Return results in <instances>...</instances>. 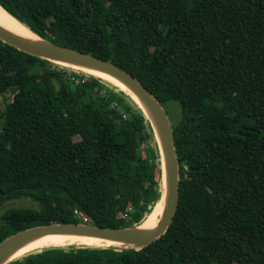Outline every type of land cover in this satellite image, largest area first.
<instances>
[{
  "label": "trees",
  "instance_id": "16d2710c",
  "mask_svg": "<svg viewBox=\"0 0 264 264\" xmlns=\"http://www.w3.org/2000/svg\"><path fill=\"white\" fill-rule=\"evenodd\" d=\"M38 36L108 60L164 107L179 197L147 247L51 246L7 264H264V0H0ZM0 40V241L38 225L141 223L161 195L149 120L104 80ZM152 139V146L143 148ZM84 217L87 219L84 220Z\"/></svg>",
  "mask_w": 264,
  "mask_h": 264
},
{
  "label": "water",
  "instance_id": "95a60500",
  "mask_svg": "<svg viewBox=\"0 0 264 264\" xmlns=\"http://www.w3.org/2000/svg\"><path fill=\"white\" fill-rule=\"evenodd\" d=\"M11 16L14 17L13 15ZM15 19L18 20L17 18ZM25 27L27 26L25 25ZM29 31L35 35L36 39L20 37L0 26V40L14 46L20 51L48 60L52 63L60 64L61 66H64L62 64H68L106 73L120 81L136 97L137 101L132 97L133 95L131 96L124 91L125 94L129 95L134 100L145 117L149 120L154 136L157 139L161 161V178L164 180V187L162 186L164 191V207L157 224L153 228H142L140 224L112 228L79 222L50 223L17 231L0 241V264H7L13 261L14 259L11 260L12 256L22 246L33 239L48 234L95 237L118 243L120 244L119 248L131 247L140 249L147 247L151 242L167 231L178 205L180 180L179 161L176 156L173 142L174 132L172 124L165 108L139 79L125 69L94 55L57 45L50 40L38 36L32 30L29 29Z\"/></svg>",
  "mask_w": 264,
  "mask_h": 264
},
{
  "label": "bare ground",
  "instance_id": "6f19581e",
  "mask_svg": "<svg viewBox=\"0 0 264 264\" xmlns=\"http://www.w3.org/2000/svg\"><path fill=\"white\" fill-rule=\"evenodd\" d=\"M0 26L20 37H23L26 39H36L35 35H33L31 31H29V29L25 27V25H23L21 22H19L14 17H12L1 6H0ZM62 65L67 66L74 70L82 71L89 75H93L109 83V85H111L112 87H115L119 91L123 93L125 91L129 95L131 96L133 95L129 91V89L126 86H124L120 81H118L117 79H115L114 77L106 73H103L98 70L74 66V65H68V64H62ZM132 97L137 101L134 95ZM155 141L157 143L156 137H155ZM157 146H158V143H157ZM162 181L163 183L161 182V195L159 199L157 200V202L151 205L148 213L141 221L140 226L142 228L155 227L160 215L162 214L163 207H164V191L162 189V186L164 187V180ZM72 244L84 245V246H97V247H117V248L120 247V244L118 243L105 241V240H102L100 238H95V237L67 235V234H48V235L33 239L29 241L28 243H26L16 253H14L11 260L19 258L29 252L36 251L42 248H46V247L50 248L51 246H67V245H72Z\"/></svg>",
  "mask_w": 264,
  "mask_h": 264
},
{
  "label": "rangeland",
  "instance_id": "374dc122",
  "mask_svg": "<svg viewBox=\"0 0 264 264\" xmlns=\"http://www.w3.org/2000/svg\"><path fill=\"white\" fill-rule=\"evenodd\" d=\"M58 65H60V64H58ZM73 72L75 73L74 75H76V76H79L82 73V71L74 70V69H73ZM11 99H12V94L9 92L0 95V113L3 110V108L5 107V103ZM164 108L168 114L170 122L174 124L180 117L179 103L176 101H168L167 103H165ZM0 120H2V119L0 118ZM148 146H150V147L152 146V139H150L149 142L144 143L143 148L145 149ZM161 182L163 183L162 178H161ZM156 202L157 201H155L154 203H156ZM37 206H38V204L29 198L21 197V198H17L14 200H9L4 205H2L0 207V222H1V215L3 214L4 211H6L9 208H12V207H14V208L15 207H33V208H35ZM86 219L87 218L84 217V220H86Z\"/></svg>",
  "mask_w": 264,
  "mask_h": 264
}]
</instances>
